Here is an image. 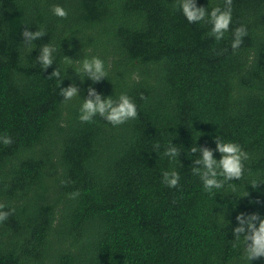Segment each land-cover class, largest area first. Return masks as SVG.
Returning <instances> with one entry per match:
<instances>
[{
	"label": "trees",
	"instance_id": "trees-1",
	"mask_svg": "<svg viewBox=\"0 0 264 264\" xmlns=\"http://www.w3.org/2000/svg\"><path fill=\"white\" fill-rule=\"evenodd\" d=\"M178 4L0 0V136L13 141L0 142V203L11 211L0 223V264H264L246 260L233 235L239 213L264 217V183L251 186L264 182V0H233L220 41ZM196 4L210 12L224 0ZM25 25L47 34L27 45ZM241 25L247 35L233 50ZM46 43L56 50L44 70ZM92 57L108 73L98 83L82 70ZM71 83L79 95L65 102L59 87ZM89 86L114 100L127 94L138 118L82 122ZM216 136L250 158L242 179L209 192L190 148L215 149ZM170 143L181 149L175 160L163 155ZM171 170L174 188L162 183Z\"/></svg>",
	"mask_w": 264,
	"mask_h": 264
},
{
	"label": "clouds",
	"instance_id": "clouds-1",
	"mask_svg": "<svg viewBox=\"0 0 264 264\" xmlns=\"http://www.w3.org/2000/svg\"><path fill=\"white\" fill-rule=\"evenodd\" d=\"M232 3L233 0H224L223 7L216 6L209 12L206 7H198L196 0H179L178 8L189 23L203 21L206 24H211L212 27L208 35L214 37L216 41H220L230 28ZM52 12L62 19H66L68 16L67 10L60 5H53ZM46 34L43 28L31 31L27 25H25L21 33L24 38L23 42L27 45H31L32 41L41 39ZM246 35L247 29L245 26L241 25L235 29L234 39L231 44L233 50L240 47L243 42L242 38ZM55 50V47L51 44L46 43L42 46L37 56V62L41 69L46 70L53 65V53ZM82 70L93 83L102 81L108 75L104 62L99 57L84 59ZM76 73L80 76L79 70ZM50 76L61 79L60 71L57 68ZM63 80L64 78L61 79V82ZM81 81L83 82V79ZM59 95L63 97L65 102L70 101L79 95V88L75 83H71L67 87H59ZM96 115L101 116L113 126L138 118L136 104L127 94H121L118 99L114 100L111 96L104 97L94 87L89 86L87 97L84 98L80 107L79 119L82 122H91ZM0 142L8 146L13 141L10 135L5 134L0 136ZM215 144V149L196 145H192L190 148V153L193 155L199 153V157L193 160L191 171L193 175L200 177L204 189L209 192L213 189H222L227 182L242 179L245 172V162L250 158L249 153L237 142L225 141L222 137L216 136ZM159 148V143L154 145V151H158ZM214 151L220 153L219 159L215 158ZM180 154L181 149L174 143L167 145L163 152L164 156L172 160H175ZM179 181L180 175L175 170L162 173V183L167 187H177ZM62 183L67 182L62 181ZM258 183L264 182L253 181L251 183L252 188H257ZM78 195V191L69 194L70 198H75ZM5 207V204L0 203V223L4 222L11 214V211H3ZM236 220L238 224L233 229V235L236 241L243 244L244 258L251 262L264 257V217L259 213H239L236 216Z\"/></svg>",
	"mask_w": 264,
	"mask_h": 264
}]
</instances>
